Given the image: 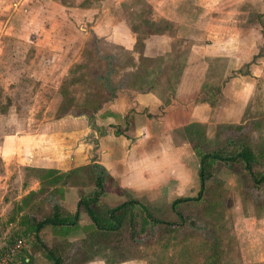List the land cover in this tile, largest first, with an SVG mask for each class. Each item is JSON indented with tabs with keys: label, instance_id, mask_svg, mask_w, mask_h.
Returning a JSON list of instances; mask_svg holds the SVG:
<instances>
[{
	"label": "rangeland",
	"instance_id": "rangeland-1",
	"mask_svg": "<svg viewBox=\"0 0 264 264\" xmlns=\"http://www.w3.org/2000/svg\"><path fill=\"white\" fill-rule=\"evenodd\" d=\"M173 1L0 0V85L1 79L9 80L4 85L5 92L0 86V141L6 132L22 133L27 129L28 111H31L30 118L39 119L82 116L84 109L77 110L76 106L84 102L83 95L90 86L96 93L120 86L128 72L141 75L146 69L154 70L160 57L175 63L174 67L169 66L167 73L174 90L177 85L179 88L187 86L189 80L196 89L197 99L212 104L233 76H250L253 83L250 104L257 106L252 113L264 111V28L257 26L256 19L264 15V0H186L195 3L194 22L193 18L189 21L185 18L192 7ZM211 2L213 5L209 6ZM163 14L180 16L185 20L184 28L193 24L197 29L195 46H206L210 52L223 56L235 54L242 62L246 61L245 56L252 54L249 64L241 69L234 65L224 68L223 62L218 61L209 68L207 60L189 50L194 37L187 31L175 33L168 41L173 24ZM156 20H160L158 26H167L162 35L164 40L157 39L160 35L147 34V22ZM260 21L264 24V17ZM200 28H212L211 32L217 30L221 34L207 37L198 33ZM152 36L154 39L149 40ZM131 41L135 49H124L125 43ZM146 41L150 48L164 44L170 51L147 57ZM135 61L138 69L132 71ZM228 62L236 63L234 56ZM180 67L186 68L187 74L181 76ZM208 69L213 80L218 79L219 69L227 70L228 76L221 86L214 84L215 81L202 83L208 81V77L205 80ZM40 75L44 76L43 81L38 80ZM80 76L82 81H74ZM184 77L183 84H179L177 81ZM41 84L50 86L49 92L38 94ZM157 89L168 91L161 84ZM68 93L71 100L64 101ZM45 106L50 111L41 115ZM251 108L245 122L240 124L242 129L217 126L215 137H204L201 147L208 153L225 150L226 155H230L236 152L238 144L248 145L256 156L253 170L264 172V114L248 115ZM211 177L203 201L194 205L188 203L181 211L177 209L185 216L184 224L172 210H161L157 219L176 226L158 224L150 234L140 237L141 242L133 246L126 243L117 264H264V184L254 189L241 163L219 164L212 170ZM6 197L0 194V254L21 240L26 247L17 252L19 255L30 246V238L23 236L19 224L23 217L32 219L34 212L17 205L19 201L15 198ZM44 198L52 199L49 195ZM20 204L25 205L22 200ZM136 222L139 224L140 219ZM108 252L97 251L98 257ZM98 260L97 263L104 262Z\"/></svg>",
	"mask_w": 264,
	"mask_h": 264
},
{
	"label": "crops",
	"instance_id": "crops-1",
	"mask_svg": "<svg viewBox=\"0 0 264 264\" xmlns=\"http://www.w3.org/2000/svg\"><path fill=\"white\" fill-rule=\"evenodd\" d=\"M172 3L192 7L185 18L188 21L193 18L194 22L196 12L193 11V1L175 0ZM165 18L173 24L168 41L175 33L187 31L188 35L194 37L189 50L207 60L209 68L222 61L224 68L234 65L241 69L249 64L253 56H245L243 60L246 61L242 62L235 54L223 56L210 52L206 46L197 47V29L193 24L184 28L182 24L185 20L180 16L170 14ZM199 30L198 33L207 37L208 34H221L217 30L211 32L212 28ZM124 35L127 39V30ZM150 39H154V36ZM157 39L165 38L160 35ZM147 43V57L161 56L170 51L164 44L153 49ZM125 44L124 49L134 50L133 41ZM232 56L236 63L228 62ZM187 66L192 67L191 64ZM210 71L206 72L205 80L208 77V81H202L203 84L215 81L214 84L221 86L228 76L226 69H219L218 79L213 80ZM43 77L40 75L38 80L43 81ZM184 80L185 77L182 84ZM251 80L250 76L244 74L233 76L222 87L213 104L197 99L196 89L188 80L187 86L176 87L174 96L162 89L123 87L90 119L84 115L57 120L39 119L34 114L30 118L31 111H28L25 131L6 132L1 137L0 163L3 171L0 172V194L15 198V201H19L17 205L32 209L36 222L52 220L54 205H58L65 214H77L78 230L62 235L59 229L55 231L51 225H47L37 234L38 246L42 243L63 258H68L71 264H99L101 262H96L99 260L95 255L87 262L77 261L87 252L85 241L94 229L84 207L80 205L81 199L88 198L96 185L102 182L100 205L112 209L133 200L146 206L151 215L157 218L161 210H172L171 206L176 200L197 197L200 191L199 160L189 143L187 130H203L204 136L211 139L216 135L217 126L244 123L251 107L248 115L264 114L263 110L252 113L257 106L250 104L253 90ZM7 81L1 79L0 86L4 92ZM46 81L49 79L46 78ZM39 88L38 94L41 91L49 92L51 87L41 84ZM48 109L45 106L41 115H46L50 111ZM30 172L35 175L30 176ZM48 195L51 201L49 198L45 200L44 197ZM21 200L25 205L20 204ZM187 204L179 203L176 208L184 210ZM25 263L52 264V261L44 251L30 243L26 251L17 255L11 264Z\"/></svg>",
	"mask_w": 264,
	"mask_h": 264
},
{
	"label": "trees",
	"instance_id": "trees-1",
	"mask_svg": "<svg viewBox=\"0 0 264 264\" xmlns=\"http://www.w3.org/2000/svg\"><path fill=\"white\" fill-rule=\"evenodd\" d=\"M263 17L264 15H258L256 19L257 26L261 25L264 28V24L260 21ZM159 21L160 20L147 22L148 26H146V28L149 30V33H147L148 36L152 34L163 35L166 33L167 26H158L157 23ZM158 61L159 63L155 66L154 70L151 68L146 69L145 74L141 75H134V73L128 72L123 78L120 86H114L113 88L111 87L112 89L108 88L107 91L96 93L93 92V89L89 85L90 87L83 95L85 97L84 102L80 105L78 104L76 109H84L83 113L81 112L80 114L90 119L93 117L94 113L101 110L107 103H109V101L115 97L116 92L121 90L123 87L135 88L137 90H150L157 89L158 84H161L166 86L169 95L174 96L176 88L174 90L173 87L169 85L171 81L167 80V73L170 70L169 66L174 67L175 63L174 61L161 57ZM79 66L80 65H78L77 68H79ZM156 67H159V69ZM181 67L180 70H183ZM137 69L138 68L135 61L132 71H136ZM173 72V70L170 71L172 74ZM185 73L187 74L186 68L180 75L183 76ZM157 76L160 77L157 78ZM80 80L82 81V76H80L78 79H74V81ZM182 80L183 78L179 79L177 82L180 84ZM159 88H161V86H159ZM60 92H62V90ZM70 100L71 95L68 93L64 97V101ZM65 107L69 106H61L60 108L64 109ZM234 126L237 129H242L243 127V125H226V128L231 129L234 128ZM187 135L189 143L199 160L200 191L195 198L179 199L173 202L171 209L173 213L179 218L181 224H184L186 219L185 216L177 210V205L183 202L194 205L203 201L205 197L204 195L207 191V183L212 178V170L215 171L217 165L219 164L230 165L241 163L243 165L244 171L251 180L254 189H259L264 184V172H256L253 170V164L255 163L256 156L248 145L243 144L240 146L241 143L238 144L236 152L230 155H226L227 151L225 150L212 151L208 153L209 151H207L204 146L203 149L201 147L205 137L203 130L197 129L195 132L187 130ZM214 167L215 169H213ZM102 194L103 184L102 182H99L96 185L95 191L88 198L81 199L80 205L84 207L87 215L92 221L94 229L89 232L88 239L85 241L87 252H84L83 256L77 259L78 262H87L89 259H91L92 255H95L98 259H101L106 264H117L119 263L117 257L122 255L124 248L127 246L125 245L126 243H131L133 246V244L141 242L140 237L147 233L150 234L151 230L157 227L158 224L176 226L175 224H167L165 222L159 221L157 218L151 215L146 206L137 201L131 200L112 209L106 208L98 203ZM137 218L140 219L139 224L136 222ZM77 220V214H65L61 211V208L58 205H54V216L52 220L36 222L33 218L31 219L23 217L19 226L23 229V236L29 237L30 243L33 246L44 251L47 257L52 261V264H71L68 258H63L56 251L53 252L42 243L40 246H38L37 234L45 226L51 225L55 231L59 229L62 235H68L70 231H76L79 229ZM181 224L179 225L181 226ZM108 250H110L109 252L112 253L111 255ZM97 251L108 253L107 255L103 254L104 257H98Z\"/></svg>",
	"mask_w": 264,
	"mask_h": 264
},
{
	"label": "built area",
	"instance_id": "built-area-1",
	"mask_svg": "<svg viewBox=\"0 0 264 264\" xmlns=\"http://www.w3.org/2000/svg\"><path fill=\"white\" fill-rule=\"evenodd\" d=\"M25 247H26V244H24V242H22L21 240H18L6 252H2L0 254V264H11L15 256L18 254L17 252L20 249H24Z\"/></svg>",
	"mask_w": 264,
	"mask_h": 264
}]
</instances>
